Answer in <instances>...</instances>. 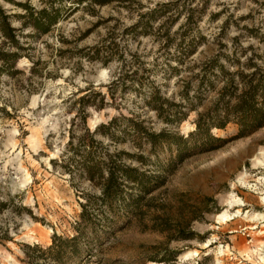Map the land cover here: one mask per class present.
<instances>
[{"label":"rangeland","instance_id":"obj_1","mask_svg":"<svg viewBox=\"0 0 264 264\" xmlns=\"http://www.w3.org/2000/svg\"><path fill=\"white\" fill-rule=\"evenodd\" d=\"M140 1L152 4L156 0ZM0 2L11 11L19 10L12 0ZM220 8L223 11L210 22L208 31L264 33V0H213L204 18ZM80 13L77 9L60 20L51 33L32 41L29 50L37 60L33 70L29 68L31 61L23 56L17 64L21 71L0 76V199L6 201L0 211L2 264H27L26 244L45 246L53 231L73 233L83 199L80 189L90 188L83 179L76 189L68 174L51 161H59L77 97L89 84L106 91L113 70L119 66V59L102 64L80 55L78 47L94 42L105 31L101 25L74 41L78 31L97 18L87 13L82 18ZM98 15L113 16L108 24L120 38L121 52L136 50L144 59H151V52L147 53L153 46L151 41L141 35L131 39L123 31L134 18L125 8L102 6ZM12 22L18 24L17 20ZM201 25H208L207 20ZM73 28L76 30L71 34ZM60 34L71 41H59ZM58 45L71 49L61 51ZM144 88L136 84L130 87L128 82L112 85L113 96L108 93L106 97L112 103L101 110L88 107L87 124L93 127L119 112H139L144 124L158 130L163 122L142 104ZM175 88L171 78L167 94ZM193 116L190 112L176 129L184 134L193 129ZM235 130L231 123L214 129L224 136ZM263 148L264 125L217 148L187 156L167 173L162 185L141 199L140 217L103 236L94 244L100 250L81 264H264ZM149 157L153 163L152 155ZM152 163L145 167L156 172ZM97 228L100 232V223ZM190 232L195 237H183Z\"/></svg>","mask_w":264,"mask_h":264},{"label":"trees","instance_id":"obj_2","mask_svg":"<svg viewBox=\"0 0 264 264\" xmlns=\"http://www.w3.org/2000/svg\"><path fill=\"white\" fill-rule=\"evenodd\" d=\"M12 1L19 10L11 11L0 2V76L21 71L17 64L23 56L31 61L29 68L33 70L37 60L29 50L32 41L51 33L60 20L77 9L81 10L79 17L85 18L87 13L97 18L78 31L74 41L85 38L98 26L105 28L94 42L77 48L80 55L102 64L119 59L106 91L89 84L77 97L59 161L51 159L54 166L57 163L68 174L76 189L83 179L90 186L80 189L83 199L79 201L74 232L53 231L45 246L26 244L27 264H81L100 250L95 245L103 236L140 217L141 199L162 185L167 173L184 158L249 135L264 125V33L249 30L228 35L225 31H208L210 22L223 11H210L204 18L213 0H156L152 4L140 0H38L36 4ZM110 5L125 8L126 14L134 17L123 31L131 39L141 35L151 41L153 46L147 52L152 54L150 60L136 50H119L120 38L108 24L113 16L98 15V8ZM205 19L208 25L202 26ZM74 30H70L71 34ZM251 37L258 44L254 45ZM57 39L71 41L61 34ZM58 48L71 49L61 45ZM171 78L176 88L167 94ZM125 82L130 87L145 86L142 104L163 122L158 130L144 124L139 112H119L93 127L87 124L86 109L101 110L111 104L106 99L108 93L113 96L111 86ZM190 112H194V127L180 133L176 127ZM229 123L236 126L232 135L214 131ZM149 163L156 172L145 167ZM5 205L6 201L0 199V211Z\"/></svg>","mask_w":264,"mask_h":264},{"label":"bare ground","instance_id":"obj_3","mask_svg":"<svg viewBox=\"0 0 264 264\" xmlns=\"http://www.w3.org/2000/svg\"><path fill=\"white\" fill-rule=\"evenodd\" d=\"M262 152H263V155H264V148L262 149ZM263 157H264V156H263ZM257 163H261V162H260V161H257ZM257 163H256V164H257Z\"/></svg>","mask_w":264,"mask_h":264}]
</instances>
